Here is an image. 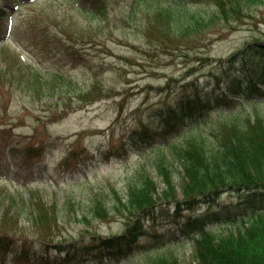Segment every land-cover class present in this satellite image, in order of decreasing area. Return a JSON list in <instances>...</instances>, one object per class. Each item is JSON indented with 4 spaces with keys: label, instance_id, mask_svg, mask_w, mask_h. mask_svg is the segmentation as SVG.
I'll list each match as a JSON object with an SVG mask.
<instances>
[{
    "label": "rangeland",
    "instance_id": "rangeland-1",
    "mask_svg": "<svg viewBox=\"0 0 264 264\" xmlns=\"http://www.w3.org/2000/svg\"><path fill=\"white\" fill-rule=\"evenodd\" d=\"M16 1L11 5L0 0V8L4 7L8 15L0 20V71H6L5 79L3 75L0 77V151L5 145L4 139L12 134L19 146L28 143L39 145L38 148L43 146L46 153L35 159H7L8 149L4 150L0 154V192L20 195L26 202L42 199L59 209L72 202L71 208L87 216L86 222L74 220L75 215L60 219L59 229L47 241L50 248L77 237L82 231L108 237L124 230L120 216L105 222L90 216L88 200L93 194L101 193L110 198L112 189L122 194L128 179L142 165L158 180L153 161L158 153L167 152L165 140L181 142L188 134L158 135L154 145L162 147L153 150L135 149L128 136L140 122H148L152 108L172 103L183 83L195 80L205 90L220 79L223 83L217 88L225 91L231 82H236L235 77H229L233 71L243 80V87L247 85V92L240 98L228 94L232 100L229 109L213 110L210 119L216 121L230 111L238 113L241 106L249 111L250 106H246L249 102H257V109L264 115V91L257 89L260 85L254 88L252 82L264 71V55L256 57L257 62L252 65L239 64L232 71L220 72L212 65L218 59L226 60L248 43L263 40L264 6L240 24L204 31L195 45L186 41L182 45L162 46L158 41L152 45L146 43L142 33L154 23L156 4L151 1L106 0L107 12L95 18L78 10L81 0ZM191 10L203 15L210 12L203 5ZM55 25L68 31H83V36L88 38L98 36L94 42L87 38L86 45L77 46L82 62L62 54L46 56L36 49L34 33L62 37L61 28ZM151 32V39L159 37L152 27ZM29 68L45 82L43 92L36 93L28 87ZM56 76L70 79L75 85L68 87ZM93 85L102 88L104 95L100 97L97 90L86 101H77L75 94L86 93ZM3 130L8 131L5 136L1 133ZM1 198L0 201L4 200ZM8 201L2 203L0 216L10 208ZM13 206L14 214L22 208ZM230 208L231 214L240 212L236 195H223L215 206L202 207L185 216L218 214L220 219L208 229L217 237H225L234 233L237 226L222 219L226 218L222 209ZM165 209L168 211L164 210L154 222L146 223V235L139 239L140 247L133 253L115 260L80 264H146L149 259L169 253L191 262L195 234L181 237L179 226L171 220V210ZM19 223L21 231L26 232L29 226L26 219L21 218ZM25 234L30 239L36 237ZM35 262L42 261L35 258L32 264ZM0 264L24 263L0 254Z\"/></svg>",
    "mask_w": 264,
    "mask_h": 264
},
{
    "label": "trees",
    "instance_id": "trees-1",
    "mask_svg": "<svg viewBox=\"0 0 264 264\" xmlns=\"http://www.w3.org/2000/svg\"><path fill=\"white\" fill-rule=\"evenodd\" d=\"M6 1L11 5L17 2ZM81 1L78 10L92 18L107 12L106 0ZM145 1L156 4V14L153 26L150 24L148 30H142L144 39L150 45L158 41L162 46L182 45L186 41L195 45L202 39L204 31L222 25L231 27L240 24L244 18L251 17L254 10L264 6V0ZM202 5L210 10L208 15L191 10ZM4 11L6 9L0 8V20L7 18ZM55 26L61 28L62 37L34 33L36 49L46 56L62 54L72 61L82 62L76 48L86 45L88 36H83V31H68L61 25ZM151 27L156 30L158 38H150ZM28 38L25 39L27 43ZM88 39L94 42L98 36H89ZM262 55L264 38L248 43L226 60L213 61L212 65L220 72L227 69L232 71V67L239 64L252 65L257 62L256 57ZM230 73L229 77H235L236 82H231L222 92L217 88L223 82L220 79L211 83L210 90L206 91L199 88L195 80L183 83L172 103L152 108L148 122H140L130 131L128 139L135 149H160L162 146L154 145L158 135L179 136L187 133L188 136L182 144L165 140L167 152L158 153L153 161L157 181L142 165L128 179L122 194L112 189L110 198L105 193L90 196L89 215L102 222L120 216L124 220V230L120 234L107 237L82 231L77 237L58 242L50 248L51 244L47 241L59 229L60 219L75 215L74 220L86 222L87 216L71 208L72 202L59 209L57 205L49 206L42 199L26 202L20 195L0 192V198L4 199L0 201V211L2 203L6 199L10 201V208L2 211L4 213L0 216V254L24 264H32L35 258L42 261L35 264L115 260L139 248V239L146 235V223L154 222L168 208L172 222L179 226L180 236L195 234L192 261L186 263L169 253L149 259L146 264H264V115L257 109V102H249L246 103L251 108L249 111L241 106L238 113L230 111L228 115L221 114L216 121L210 119L214 108L229 109L232 100L228 94L240 98L247 92L243 80L233 71ZM28 74V87L36 93L43 92L46 84L40 74L31 68ZM5 76L6 71H0V77L5 79ZM56 79L68 87L75 85L70 79L63 80L60 76H56ZM252 82L254 88L260 85L261 88L257 89L264 91V71L257 74ZM248 85H251V81ZM165 89L168 88H161V91ZM97 90L102 97L105 91L93 85L86 93L78 91L75 94L77 101H86ZM7 132L3 130L1 133L5 136ZM13 137L11 134L4 139L5 145L0 154L8 149L6 158L22 157L26 160L45 155L46 148L43 146L38 148L39 145L28 143L21 147ZM223 195L238 197L240 212L231 214V208L222 209L226 218L221 215L224 221L237 225L234 233L217 237L208 230L211 223L220 219L218 214L198 218L185 216L202 205L208 208L215 206ZM13 204L22 207L17 214L13 212ZM21 218H25L29 224L28 232H22L19 228ZM183 219L185 221L181 222ZM25 233L36 237L27 238ZM57 254L60 257L57 258Z\"/></svg>",
    "mask_w": 264,
    "mask_h": 264
}]
</instances>
